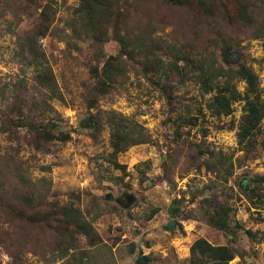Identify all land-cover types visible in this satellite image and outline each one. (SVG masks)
<instances>
[{
	"label": "rangeland",
	"instance_id": "374dc122",
	"mask_svg": "<svg viewBox=\"0 0 264 264\" xmlns=\"http://www.w3.org/2000/svg\"><path fill=\"white\" fill-rule=\"evenodd\" d=\"M222 1L224 12L219 15L224 18L219 15L214 18L213 28L212 20L196 9L156 1L141 4L156 28L154 37L164 42L161 47H165L158 50L156 57L165 64L172 63L176 60L166 52L167 46L190 49L187 43L199 38L206 52H213L221 63L222 50H217L214 43L218 44L222 38L232 42L242 55L240 60L254 70L264 96V33L257 36L259 25H248L238 17L243 2L251 17L261 18L264 0ZM77 4V0H58L56 23L61 26ZM2 11L0 91L5 86L13 89L24 79L27 92L23 88L18 91L37 97L33 72L30 68L23 70L13 57L16 36L6 30L12 20L11 13ZM32 22L31 18H25L16 31L29 30ZM41 44L64 98L50 100L58 113L51 112L47 118L55 122L56 131L67 133L69 138L53 140L47 150L41 151L31 145L29 134L23 128L17 129L14 136L0 132V152L15 153L25 160L33 177L44 173L39 171L40 165L51 166L47 175L52 180L54 195L69 203L74 202L73 195H79L77 205L102 239L108 244L116 243L109 264H135L141 255L151 259L147 264H189V248L198 237L214 245H229L243 251V257L236 256L232 264H264V186L255 185H264V147L257 145L245 153L237 143L236 126L232 127L231 120L234 125L239 120L242 102L234 103L233 112L228 116H213L206 109L210 95H202L200 83L193 74H187L184 83L178 77L168 78L167 91L163 92L150 83L149 77L156 76L152 71L146 76L141 72L140 59L128 63L126 75L119 77L108 93H96L93 91L96 79L91 69L100 68L107 57L116 54L119 50L116 40H86L78 43V49H71L63 41L47 35ZM233 46L230 51L236 52ZM228 54V59L239 58L237 53L234 57ZM156 57L149 58L151 64ZM208 59L213 61L211 56ZM237 87L242 91L244 83L238 82ZM91 93L95 94L94 100H89ZM4 103L0 98V117L5 113L9 117L11 113ZM106 110L122 112L140 122L151 136L149 142L133 145L118 154L117 160L125 166V172L113 168L108 161L111 151L108 127L103 124L95 128L97 119L105 120L102 112ZM179 120L188 123L181 124ZM16 135L18 141L14 139ZM210 152H221L225 159L230 158L231 175L224 169L215 174L207 167L204 160L213 159L208 157ZM128 193L134 199L125 205L124 195ZM210 197L230 208L229 220L236 234L208 223L203 200ZM153 209L155 213L148 217ZM170 220L174 224L168 228ZM2 227L6 230L13 226L2 223ZM132 243L135 244L133 254L129 252ZM0 264H43V261L31 252L23 255L21 252L17 258L0 240Z\"/></svg>",
	"mask_w": 264,
	"mask_h": 264
},
{
	"label": "trees",
	"instance_id": "16d2710c",
	"mask_svg": "<svg viewBox=\"0 0 264 264\" xmlns=\"http://www.w3.org/2000/svg\"><path fill=\"white\" fill-rule=\"evenodd\" d=\"M78 4L64 23L57 24L58 0H1L0 10L10 12L12 20L6 30L15 34L13 57L22 66L33 72L34 86L37 97H28L18 91L23 88L27 92L24 79H20L13 89L1 88L0 98L4 107L11 113L0 117V132L13 135L17 129H25L29 134L31 145L45 151L53 140H66L69 135L56 131L55 122L47 115L56 112L50 100L63 101L58 82L42 47L41 39L51 35L63 41L69 48L78 49V43L86 40L95 42L113 38L119 45L115 55H110L99 68L93 66L91 73L96 79L93 91L106 94L114 86L119 77L126 75L128 63L141 60V71L145 76L152 71L150 83L163 92L167 91L169 78L178 77L184 83L187 74H193L200 83L202 95L209 94L206 109L216 117L228 116L233 112V105L242 102V114L232 127L236 126L237 143L245 153L251 152L257 145L264 147V96L254 70L241 61V54L232 42L220 38L214 43L220 53L221 63L212 52H206L201 40L196 38L184 47H166L176 61L165 64L157 59L158 50L165 46L154 37L155 26L151 23L148 12L140 6L147 1L160 2L180 8L196 9L210 18V26L214 27V18L224 12L222 0H77ZM4 12V13H5ZM261 18L254 19L245 3L240 4L239 19L248 25H259L257 36L264 33V8ZM222 17V14L219 15ZM25 18L32 19L31 28L18 33L16 28ZM163 21L164 19H159ZM197 36V35H196ZM195 41V42H194ZM231 46L236 50L230 51ZM230 52V54L226 52ZM207 53V54H206ZM239 54V58L228 59ZM156 57L154 64L149 58ZM211 56L213 61L208 58ZM181 62L182 64H178ZM152 78V79H151ZM238 82L244 83L240 91ZM169 94V93H168ZM91 93L89 100H94ZM105 120L97 119L95 128L105 124L109 129L111 151L108 161L115 169L125 172L117 156L129 147L147 143L151 136L147 129L138 121L116 110L102 112ZM54 115V116H55ZM184 119L188 117L182 116ZM187 120H179L186 124ZM262 137V138H260ZM19 136L16 135L14 139ZM204 155V152H202ZM206 155V154H205ZM210 161L205 163L209 169L218 174L221 169L229 176L232 174V162L225 159L221 152H210ZM229 165V167L227 166ZM44 173L38 177L31 175L30 167L25 160L15 153L0 152V240L9 247L10 253L20 257L21 252H31L41 258L43 264L60 261L61 264H109L112 258V247L102 239L91 220L77 205L79 195H73L74 202H62L54 195L52 180L47 175L51 166H39ZM261 185L263 184H255ZM254 185V186H255ZM256 187V186H255ZM247 194V191L242 190ZM251 197V196H250ZM203 208L208 223L231 235L236 230L230 224L228 206L220 205L215 197L204 198ZM102 211V208L99 207ZM153 209L148 217L155 213ZM2 223L12 228L4 230ZM239 227V224H236ZM20 229L22 232H19ZM249 233H251L249 231ZM40 234H46L41 237ZM7 241V242H6ZM244 252L229 245H214L204 237L195 239L189 248V264H232L236 257H243Z\"/></svg>",
	"mask_w": 264,
	"mask_h": 264
},
{
	"label": "water",
	"instance_id": "95a60500",
	"mask_svg": "<svg viewBox=\"0 0 264 264\" xmlns=\"http://www.w3.org/2000/svg\"><path fill=\"white\" fill-rule=\"evenodd\" d=\"M256 179H257V177H255V179H253V180L256 181ZM133 199H134V197H133L132 194H129V193L125 194L124 195V201L126 203L125 205L131 204ZM173 223L174 222L172 220H170L168 222V224H167V227L170 228L173 225ZM129 252L131 254H133L135 252V244L134 243L131 244ZM148 262H151V259L149 257H147V256H144V255H141V256L137 257L136 260H135V264H147Z\"/></svg>",
	"mask_w": 264,
	"mask_h": 264
},
{
	"label": "flooded vegetation",
	"instance_id": "af4514ba",
	"mask_svg": "<svg viewBox=\"0 0 264 264\" xmlns=\"http://www.w3.org/2000/svg\"><path fill=\"white\" fill-rule=\"evenodd\" d=\"M173 221V220H172ZM174 224V223H173ZM145 256V255H144Z\"/></svg>",
	"mask_w": 264,
	"mask_h": 264
}]
</instances>
